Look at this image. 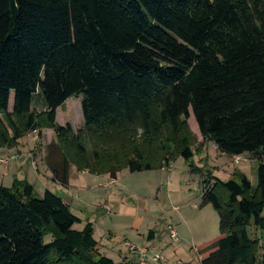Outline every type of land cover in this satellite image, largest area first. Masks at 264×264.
Wrapping results in <instances>:
<instances>
[{"label": "trees", "instance_id": "1", "mask_svg": "<svg viewBox=\"0 0 264 264\" xmlns=\"http://www.w3.org/2000/svg\"><path fill=\"white\" fill-rule=\"evenodd\" d=\"M80 96L82 128L59 126ZM190 112L220 152L260 162L256 186L204 181L200 207L217 212L221 236L201 264H257L262 250L264 264L249 235L264 239V0H0V149L53 130L55 182L67 186L72 166L115 179L192 161ZM79 223L54 193L0 185V264H116Z\"/></svg>", "mask_w": 264, "mask_h": 264}, {"label": "rangeland", "instance_id": "2", "mask_svg": "<svg viewBox=\"0 0 264 264\" xmlns=\"http://www.w3.org/2000/svg\"><path fill=\"white\" fill-rule=\"evenodd\" d=\"M13 98L14 94L12 93L11 101ZM82 100V96L73 97L59 108L60 125L65 124V126L69 125L72 128L74 127V132H78L82 128ZM34 103L35 107L39 109V111L37 109L35 111L42 112L43 106L39 96H36ZM63 121L65 122L63 123ZM192 121L193 123H191ZM188 124L196 137L195 146L193 147L194 158L192 161L186 162L180 158L176 163L172 164L173 169L171 170L165 168L163 171L157 170L134 174L128 170L122 171L119 173L118 183L113 185L115 197L112 198L109 197L112 191H105L106 188H96L95 191L97 193L86 188L89 186L84 183L88 179L92 180V177L79 174L74 166L71 167L74 170L71 172V186L74 188L65 189V187L56 184L52 180L46 181L47 185L45 186L40 181V185L35 187L32 185L37 180L38 173L36 172L40 168L39 164L41 163L40 166L43 172L46 170L45 166L48 167L45 161V149L50 144V136H52V140L54 139L53 141H56V135L55 133L54 135L42 134V132L50 129H44L41 133L38 131L29 133L19 140L18 146H24V144H26L25 146H30L42 143L38 152H29V158L23 156L16 161V155L11 157L0 155V184H11L13 175L10 172L14 166H18L21 167V170H18V178L20 180L17 178L14 180L30 183L38 198H42L47 190L59 197H68L70 211L79 220H82V224L74 226L75 230L81 231L83 229V223L86 221L88 215L89 219L93 218L97 223L105 222V227H110L111 231L116 232L115 236L117 240L123 241L124 239H130L132 241L131 243L124 242L123 249L121 250L124 256L122 264H138L135 252L140 253L145 248H149V252H147L149 257L148 264H157L152 260L157 253L164 260L159 264H185L189 259L191 264H201L200 253L196 248L204 245L205 247H209L221 236L219 232V216L212 206L210 205L202 211H195L194 209V206L202 201L205 187L204 181H209V185L212 187L217 181H238L239 176L244 174L250 183L256 186L257 170L260 162L254 160L248 154L233 157L220 152L212 142L202 138L191 112ZM37 157L40 158L39 162ZM194 168L195 170L192 171ZM86 171V173L90 174L88 170ZM94 177L97 176L94 175ZM173 177L174 179L177 177V182H174ZM97 184H102V181L97 182ZM154 190H157L156 193L159 192V201L155 199L156 193H153ZM105 195L109 197L111 202L115 201V206L111 205L110 213L102 210V208H99V211L96 213L95 209L99 206V203H101ZM157 213H160V215L164 214L165 218L162 220L153 219L152 216ZM182 216L183 218H181ZM184 216L187 218L184 219ZM182 219H184V223L181 225L180 222ZM186 221H188V224H186ZM161 222L163 223L162 228L165 229L166 235L169 232V227L173 226L186 237V243L182 242L179 237L180 244L176 245L178 242L176 243L171 240L169 233V236L166 237L165 235V240H170L174 244L173 247L179 246L181 250L178 254H173V250H170L168 254L164 255L155 247L139 246L147 242L148 232L152 229V226H159ZM200 222L205 225L206 233L201 234L204 235V238L195 236L192 240L188 229H190V226H198ZM167 223L170 224L167 225ZM177 223L181 228H179ZM249 235L261 245L264 244V239L257 229L250 227ZM101 236L99 231L95 235L102 244ZM46 241L49 242L50 239L47 238ZM131 248H136L135 252ZM98 251L102 255H107L103 253L101 246H98ZM262 254L263 250L258 254L257 264H261ZM117 258L114 259L117 260Z\"/></svg>", "mask_w": 264, "mask_h": 264}, {"label": "crops", "instance_id": "3", "mask_svg": "<svg viewBox=\"0 0 264 264\" xmlns=\"http://www.w3.org/2000/svg\"><path fill=\"white\" fill-rule=\"evenodd\" d=\"M11 96H12V94H11ZM14 100H15V98H13L12 101H11V97H10V103H9V108H8V111L10 113L13 112V109H14ZM32 108L34 110L37 109V111H39V109L35 107V104H33ZM42 111H45L44 106L42 108ZM58 114H59V109L57 110V116H56V121L59 124V115ZM64 122L65 121H63V123ZM68 124H70V123H68ZM60 126H63L64 127L65 124H61ZM73 129H75V128L73 127ZM44 133H47L49 135H54V131L53 130L43 131L42 134H44ZM50 138H51L50 139L51 141L49 143H51L54 140V139L52 140V136H50ZM41 144L42 143L33 144V145H30V146H25L26 144H24V146L23 145H19V146L14 147V148H3V149H0V155L6 156V157L7 156L11 157L13 155H16V157H17L16 158V161L19 158L23 157V156L26 157V158H29L28 157L29 156V152H31V151H33L35 153H36V151L38 152V149H40L39 147L41 146ZM37 160L39 162L40 158L37 157ZM40 164H39V167L40 168H39L38 172H36V173H38L37 180L32 184L34 187L40 185V182H42L44 184V186L47 185V182L46 181H51L52 180L53 182H55L54 179H53V177H51V174H50L51 172L49 171L48 167L45 166L46 170L43 172L42 171V167L40 166ZM12 169L14 170V173H13V170L10 172V174L13 175L12 178H11L12 183L11 184H8V185H4L3 183H1L0 185H2L4 187H7V188H11L14 179L15 178L19 179L18 178V170H21V167L14 166ZM167 169H169V170L173 169V165L171 164ZM73 171L74 170L71 168L70 169L69 183H68L67 186H63V185H61L58 182H55V183L61 185L62 187H65V189L74 188L73 186H71V183H72L71 182V172H73ZM161 171H163V169ZM86 172L87 171H83V172H79L78 171L79 174L89 175L90 177H92V180L91 179H88V180H86V183H84V184H86V185L89 186V187H86V188H89L94 193H97L95 191V189L98 188V187H100V188H106L105 191H112L109 194V197H111V198L112 197H115V193L113 192L114 191L113 185H116L118 183V181H119V174L114 179V178H111L109 175H96L97 177H94V175L88 174ZM73 175H74V173H73ZM173 180H174V182L175 181L177 182V177H175V179L173 177ZM101 181H102V184H97V182H101ZM173 185H175V183H173ZM47 191H49V190H47ZM156 191L157 190H154L153 193L155 194ZM49 192H51V191H49ZM157 195H158V197H157ZM109 197H107L106 195L104 196V198L102 199L101 203H99V206H97L96 209H95V212L96 213L99 211V208H102V210L106 211L107 213H110V212L107 211V209L109 208L111 210V205H114L115 206V203H114L115 201H112L111 202L109 200ZM61 198L64 201V203L68 206V197H66V198L65 197H61ZM155 199L157 201H159V192L156 193ZM200 205H201V202L199 204H196L194 206L195 211H199V210L202 211L203 209H206L208 207L207 206V207L201 208ZM152 218L153 219L162 220V219L165 218V215L164 214L160 215V213H157V214L153 215ZM181 218H183V216ZM185 218H187V217L184 216V219ZM184 219L181 220V222H180L181 225L184 223L183 222ZM88 223H90V224L93 225V227H94V238L99 243V246H101L103 248V253H106L108 255V256L107 255H104V256L112 259L115 263L122 264L123 261H124V259H123L124 256H123L121 250L123 249L122 247L124 245V242H130L131 243L132 241L130 239H124L123 241L117 240V237L115 236L116 235V232L111 231V228L110 227H105L106 226V223L105 222L104 223H97V221L94 220L93 218L92 219H89V216L87 215L86 221L83 223V229H84L85 225L88 224ZM79 224H82V220H80V223ZM168 224H170V223H167V225ZM186 224H188V221H186ZM162 225H163V223L161 222L159 226H156V225L155 226H152V229H150L149 232H148V240H146L147 242L144 243V244H142V245L140 244L139 246H142V247H155L161 253H163L164 255L168 254L170 250H173V254L174 253L175 254H178L181 249H179V246L173 247L174 244H172L170 242V240L169 241L168 240H165V235L166 234H165V229L162 228ZM177 225H179V224L177 223ZM179 228H181L180 225H179ZM188 230H189L188 232L190 233V237L192 238V240H193V237H195V236H197V237H203L204 238V235H201V234H205L206 233L205 232V225L202 224V222H200V224L198 226H195V227L190 226V229H188ZM98 231L102 235L101 238H102V244L103 245L95 237V235H96V233ZM176 231H177V233L179 235V232L180 231H178V230H176ZM168 233H167L166 237L169 236ZM179 237L181 238L182 242H185V243L187 242V239L183 235L182 232H180ZM218 240H216V241H218ZM199 242H203V241H199ZM179 244H180V241L176 245H179ZM205 248H207V246L205 247V245L202 246V247L200 246L199 248H196V250L200 253V263H201V260L204 258V256L202 254H204V251L203 250ZM116 257H118L117 260L114 259ZM185 264H191L190 259L187 260L185 262Z\"/></svg>", "mask_w": 264, "mask_h": 264}, {"label": "built area", "instance_id": "4", "mask_svg": "<svg viewBox=\"0 0 264 264\" xmlns=\"http://www.w3.org/2000/svg\"><path fill=\"white\" fill-rule=\"evenodd\" d=\"M109 208H108V212H109ZM169 235H170V238L171 240L175 241L176 243L179 242V236H178V233L176 231V229L173 227V226H170L169 227ZM135 249L136 248H131L132 251L135 252ZM149 248H145L142 252H135L136 253V256H137V259H138V264H148V261H149V257L147 255V252H149L148 250ZM158 254V253H157ZM155 255V257H153V261L156 262L157 264L161 263L162 262V256L161 255ZM164 261V260H163Z\"/></svg>", "mask_w": 264, "mask_h": 264}]
</instances>
